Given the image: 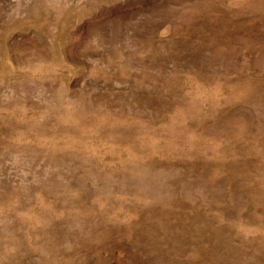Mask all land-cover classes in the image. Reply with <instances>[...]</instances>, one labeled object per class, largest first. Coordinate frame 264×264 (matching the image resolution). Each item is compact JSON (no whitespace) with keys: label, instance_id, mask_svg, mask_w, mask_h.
<instances>
[{"label":"rangeland","instance_id":"1","mask_svg":"<svg viewBox=\"0 0 264 264\" xmlns=\"http://www.w3.org/2000/svg\"><path fill=\"white\" fill-rule=\"evenodd\" d=\"M0 264H264V0H0Z\"/></svg>","mask_w":264,"mask_h":264}]
</instances>
